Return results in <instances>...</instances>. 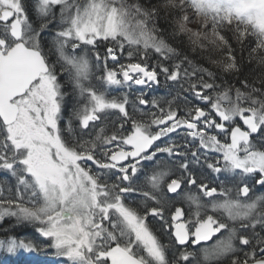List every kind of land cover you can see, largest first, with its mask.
Listing matches in <instances>:
<instances>
[{"label":"snow or ice","instance_id":"snow-or-ice-1","mask_svg":"<svg viewBox=\"0 0 264 264\" xmlns=\"http://www.w3.org/2000/svg\"><path fill=\"white\" fill-rule=\"evenodd\" d=\"M197 49L218 71L197 62ZM93 57L96 79L138 92L135 101L85 83ZM65 73L77 98L66 121ZM224 74L242 87L218 84ZM161 76L175 93L167 108L132 88ZM205 166L219 189L200 178ZM249 180L264 189V0H0V222L39 225L69 264H201L185 246L217 233L203 264H264V194L253 198ZM229 183L245 201L231 199ZM194 188L213 199L202 203ZM181 199L195 219L184 220ZM217 209L232 223L210 214ZM20 249L37 245L0 240L8 254Z\"/></svg>","mask_w":264,"mask_h":264},{"label":"trees","instance_id":"trees-1","mask_svg":"<svg viewBox=\"0 0 264 264\" xmlns=\"http://www.w3.org/2000/svg\"><path fill=\"white\" fill-rule=\"evenodd\" d=\"M28 11V15L30 18L35 19V13H34V8L31 6V4H29V7L27 9ZM58 17H59V13L57 12V22H58ZM161 23L163 24L164 22L161 21ZM170 24L175 23L174 20L169 22ZM169 31H171V29H169ZM50 37L51 34L48 35V37H46V44L50 47ZM183 40V45L179 44V41ZM175 46L177 47H183L187 50H189V54L192 55V53L190 52V48H189V42L187 39V36H178L176 38V41H172ZM102 47H101V51L103 52V43L104 42H100ZM47 51V48H46ZM69 52H71V49H68ZM118 55H120L118 53ZM208 53H204V56H207ZM237 55H239V52L237 53ZM245 64L247 65L249 62L247 61V52H245ZM51 59L53 61H55L56 56H55V52L54 49L53 51L50 53ZM126 51L124 53L123 56H121V62H127L126 59ZM196 59L198 63L203 64L204 66L208 67L209 69H211L212 71H218V69L215 68V66H213L211 63H209V61L207 59H204L201 57L200 55V49H197V53H196ZM109 66H112L113 62L111 60L108 61ZM92 76L90 78V81H86V84H91L93 86H95L99 91H105L107 90V95L110 97L112 96H120L122 97L124 94H128L130 97V103L131 101H135L136 100V96L139 94L136 91H130L127 88H118L117 86H111L108 87L106 85H104L100 80L96 79V76L99 75V71L95 68V58H92ZM251 67L257 69V74H259V67L258 65L255 63V61L251 62ZM57 69L59 70V65H57ZM118 71V69H117ZM122 79V77H120ZM225 81L230 82L232 84H237V77L235 76H230L228 74H224V79H217V83L218 84H223L225 83ZM61 83L63 85H65L64 87V91L66 93H68V95L66 96V100H67V107L65 110V121L67 119V117L69 115H71V110L73 107L76 106L77 104V98L76 95L73 94V89H72V85L69 83L68 81V76L67 73L64 74V76L61 77ZM237 86H241L238 85ZM242 87V86H241ZM133 89H144V92L146 94V98H148L149 100H151L154 96L155 97H163L164 100H162V104L165 108H167V104L165 103L166 100L172 99V96L175 95V93L173 92L172 95L170 96L168 94L169 89H168V85L165 83L163 76L160 77V83L159 85L156 84H152L151 88H148L146 85L145 86H141V85H132ZM184 96H187L188 93H184ZM232 98H235V94L234 91L231 94ZM194 103L196 104H202L201 101H194ZM222 104L226 105L227 101H222ZM138 105V102H137ZM138 107L140 108H144L143 105H138ZM131 111V109H129ZM208 111H211L210 106L207 107ZM153 111H157L156 109H153ZM185 114V106L184 103L181 101L180 103V108H179V112L178 115L183 116ZM136 116L139 117L140 113H136ZM237 121H239L238 119H236ZM126 127H131V125H126ZM109 132H110V126H109ZM171 136L175 137V133L170 134ZM94 167V166H93ZM5 195H7V189L5 188ZM37 227L38 225L36 224H31V223H27V222H20L18 223L16 221V219L14 217H5L4 220L2 222H0V240H5L7 241L10 238H16L18 241L19 240H23L24 242H32L35 245H37V249L36 251H32L31 255H27V252L24 251H20L18 250L16 252V254L11 255L6 253L3 250H0V264H69L68 261L64 260L61 257H57L54 253V249L50 246V240H47L43 237L40 236V234L37 232ZM52 260L54 261L52 263Z\"/></svg>","mask_w":264,"mask_h":264},{"label":"flooded vegetation","instance_id":"flooded-vegetation-1","mask_svg":"<svg viewBox=\"0 0 264 264\" xmlns=\"http://www.w3.org/2000/svg\"><path fill=\"white\" fill-rule=\"evenodd\" d=\"M213 115H214V113H213ZM239 123L242 126V121H239ZM147 171L150 173L151 172V169H148ZM204 171L206 173H208V175H206L204 177H200V178L207 180V182L210 185L215 186V187H217V189H219L220 188V181L215 179V177H216L217 174L216 173H212L210 169H207L206 168V166H205ZM225 175H229L230 176L231 174L228 173V174H225ZM222 178L223 177H221V179ZM249 184H250V186L253 189L252 193H250L251 196L264 194V189H260V187L258 185H254L251 180H249ZM226 186L232 189V191H231L230 194L235 193L237 197H239L240 199H242L243 196H238L237 195L236 188H235V186L233 184L229 183ZM192 191H193V194L198 195L200 197L202 203L205 202V201H208L210 199H213V198H209V197L203 196V194L199 192V189H195L194 188V189H192ZM219 197L220 196H217V197H215V199H217ZM176 207H182V209L184 211V214H185L184 215V220L185 221L190 220V219H195L194 213L196 212V207H195V205L191 204L189 201L183 200V199L178 200L176 202ZM174 211H175V208H172L170 210V212H174ZM170 212H166V216L168 217L169 223L171 222ZM207 212L208 211H206V210H202L201 211V216H204ZM210 214L218 217L213 212H211ZM218 218H220V217H218ZM147 222H148L150 228L162 240V242L165 243V244H169L170 245L169 237L163 235L162 232H161V230H160L161 221H159L158 219H156V218H154V217H152V216L149 215L148 218H147ZM189 227H191V225H189ZM220 236H221V234L219 233L218 235L212 237L210 240H208L206 242H200L199 244H195V245L188 244L185 247H187L189 251H193L195 253L196 260H200L201 261V264H203L202 257H200V255H199L201 249H203V247H206L207 245L211 244L213 241H215ZM171 240L174 241V237H172ZM170 247H171V245H170ZM177 247H180V246H177ZM169 256H171V253H169ZM193 264H196V261L195 260L193 261Z\"/></svg>","mask_w":264,"mask_h":264},{"label":"rangeland","instance_id":"rangeland-1","mask_svg":"<svg viewBox=\"0 0 264 264\" xmlns=\"http://www.w3.org/2000/svg\"><path fill=\"white\" fill-rule=\"evenodd\" d=\"M190 16H191V13H190ZM192 19H193V21H195V17L193 16L192 17ZM188 27L189 28H192L193 30H195V29H197L198 28V24L197 23H195V22H193V23H191V24H189L188 25ZM236 119H238L239 120V118L237 117ZM230 196H231V199H239V200H241V201H245L246 199H245V197H242V199H240L239 197H237L236 196V194L235 193H233V194H230ZM255 196H253V198H254ZM224 199V197H219V198H217V200H219V201H222ZM245 199V200H244ZM210 207V206H209ZM143 206H141V214H143ZM202 210H206V211H208V208H205V209H201V211ZM213 213H215L218 217H220L221 219H223V220H225L227 223H229V224H231L232 222L230 221V220H228V217H227V214H226V212H225V210L224 209H217L215 212H213ZM39 226V225H38ZM225 235H226V233H224ZM220 238H222L221 236L219 237V238H217L215 241H213L211 244H209V245H207L206 247H203V249L204 248H211L216 242H217V240L218 239H220ZM202 250V249H201ZM20 251H24V252H27L28 254H30L31 252H29V251H25V250H23V249H20ZM54 252H55V249L53 250ZM199 252V251H198ZM55 254V253H54ZM56 255V254H55ZM199 255H200V257H202V251H200V253H199ZM57 256V255H56ZM57 257H59V256H57ZM61 258H63L64 260H66V258H64V257H61ZM67 261V260H66ZM54 261L52 260V263H53Z\"/></svg>","mask_w":264,"mask_h":264},{"label":"water","instance_id":"water-1","mask_svg":"<svg viewBox=\"0 0 264 264\" xmlns=\"http://www.w3.org/2000/svg\"><path fill=\"white\" fill-rule=\"evenodd\" d=\"M217 119H218V117H217ZM242 130H243V123H242ZM255 135H256V134H253V136H255ZM218 234H219V233H217L216 235H218ZM216 235H214V236H216ZM214 236H213V237H214ZM211 238H212V237H211ZM211 238H210V239H211ZM210 239H209V240H210ZM207 241H208V240H207ZM201 242H206V241H201Z\"/></svg>","mask_w":264,"mask_h":264},{"label":"bare ground","instance_id":"bare-ground-1","mask_svg":"<svg viewBox=\"0 0 264 264\" xmlns=\"http://www.w3.org/2000/svg\"><path fill=\"white\" fill-rule=\"evenodd\" d=\"M27 255H31L32 253H30V254H28V253H26Z\"/></svg>","mask_w":264,"mask_h":264}]
</instances>
